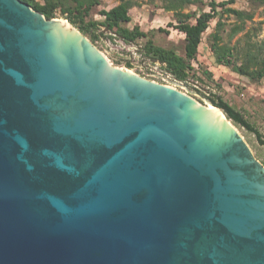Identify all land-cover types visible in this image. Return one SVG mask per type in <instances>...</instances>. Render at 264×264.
I'll return each mask as SVG.
<instances>
[{
	"label": "water",
	"instance_id": "95a60500",
	"mask_svg": "<svg viewBox=\"0 0 264 264\" xmlns=\"http://www.w3.org/2000/svg\"><path fill=\"white\" fill-rule=\"evenodd\" d=\"M196 102L0 0V264H264V167Z\"/></svg>",
	"mask_w": 264,
	"mask_h": 264
},
{
	"label": "rangeland",
	"instance_id": "374dc122",
	"mask_svg": "<svg viewBox=\"0 0 264 264\" xmlns=\"http://www.w3.org/2000/svg\"><path fill=\"white\" fill-rule=\"evenodd\" d=\"M208 1L203 0L200 9L208 11L209 7L206 5ZM215 1L222 2L224 0ZM117 4V0H103L97 10L102 8L108 10ZM231 8L253 13L252 20L244 21L243 30L232 37H230L231 30L235 26L241 25L240 21L227 15L217 17L212 21L203 35L197 60L193 62L196 77H190L185 82L175 80L165 71L163 65L146 58L142 52L143 40L138 44H125L120 39L104 37L96 45H93L110 65L129 70L146 80L173 87L201 104H204L205 101L209 102L205 97L209 93L222 96L254 125L264 140V78L259 82H252L235 74L228 67L216 64L208 41L210 34L214 31L216 21L219 19L224 24L222 44H227L230 47L235 46L237 50H235L234 61L237 64H245L248 57L245 56L246 50L259 45H263L264 48V8L253 6L250 0H237ZM183 12L200 13L197 5H190ZM129 13L132 18V22L129 24L130 28L138 26L144 32L158 28L165 29L169 33H157V42L167 48L174 49L179 54L183 53L184 35L169 26V24H176L174 15L173 12L163 9L162 0H136V5ZM58 19L65 20L60 14ZM261 52L264 54V51ZM127 65L130 68L126 67ZM230 123L232 124V122ZM234 128L250 150L253 158L264 167V145H261L255 135L244 128L235 126Z\"/></svg>",
	"mask_w": 264,
	"mask_h": 264
},
{
	"label": "trees",
	"instance_id": "16d2710c",
	"mask_svg": "<svg viewBox=\"0 0 264 264\" xmlns=\"http://www.w3.org/2000/svg\"><path fill=\"white\" fill-rule=\"evenodd\" d=\"M20 1L43 15L47 20L59 18L60 14L94 45L104 37L120 39L125 44H138L143 40V55L163 65L169 75L175 80L183 82L190 77H196L193 62L197 60L203 35L212 21L224 15L240 21L241 25L232 28V34L230 35L232 37L243 30L242 24L244 21L253 18L251 12L231 8L237 0H224L222 2L209 0L206 4L209 7L208 11L200 9L203 0H162L163 9L173 12L174 15L176 24H169V26L184 35L183 53L179 54L174 49L159 44L156 40L157 33L168 34L169 31L158 28L144 32L138 26L129 27L132 22L129 12L136 5V0H117L118 4L108 10L103 8L97 10L102 5L103 0ZM250 2L255 7L264 8V0H250ZM190 5H197L200 13H184L183 10ZM95 16H98V18H95ZM223 28L224 24L218 19L214 31L208 38L210 50L215 57V63L228 67L235 74L252 82L262 80L264 78V54L261 52L264 51L263 45L253 46L246 50L247 62L237 64L234 61L237 48L222 44ZM126 67L130 68L129 65ZM205 97L212 105L218 107L226 119L232 122L235 127L244 128L249 133L254 134L258 142L264 145L260 132L222 96L209 93Z\"/></svg>",
	"mask_w": 264,
	"mask_h": 264
},
{
	"label": "bare ground",
	"instance_id": "6f19581e",
	"mask_svg": "<svg viewBox=\"0 0 264 264\" xmlns=\"http://www.w3.org/2000/svg\"><path fill=\"white\" fill-rule=\"evenodd\" d=\"M129 73L130 74H133L131 71H129ZM168 88H171V89H173V87H170V86H167ZM197 103V102H196ZM206 110H208L209 112H215V113H217L218 115H219V117L221 118V119H223L225 122H227L234 130H235V132H236V129L234 128V126L230 123V121H228L225 117H224V115L221 113V112H219V111H217L214 107H212V106H210V105H206ZM238 134V133H237Z\"/></svg>",
	"mask_w": 264,
	"mask_h": 264
}]
</instances>
